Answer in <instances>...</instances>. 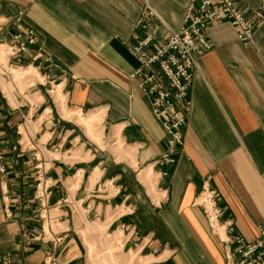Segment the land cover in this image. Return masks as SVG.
I'll list each match as a JSON object with an SVG mask.
<instances>
[{"label": "crops", "instance_id": "0c3cea01", "mask_svg": "<svg viewBox=\"0 0 264 264\" xmlns=\"http://www.w3.org/2000/svg\"><path fill=\"white\" fill-rule=\"evenodd\" d=\"M188 1L0 0V15L21 11L35 31L50 60L33 68L61 83L64 103L51 94L49 102L43 84L29 91L14 85L11 100L0 85V180L8 189L5 198L0 189V263L10 253L16 264H42L53 252L64 264H89L79 227L91 219L118 228L152 264H225L222 242L193 204L205 179L225 206L220 220L256 237L264 217V21L248 44L228 21L207 28L212 48L197 59L183 144L165 175L155 161L164 128L129 78L138 61L123 40L140 10L156 14L164 40L179 29ZM234 1L251 17L262 0ZM12 32L8 25L0 37L10 41ZM25 54L18 59L26 62ZM17 69L14 79L27 76ZM100 137L119 139L120 149L102 147ZM39 160L51 182L46 210L35 197Z\"/></svg>", "mask_w": 264, "mask_h": 264}, {"label": "built area", "instance_id": "2783aa9c", "mask_svg": "<svg viewBox=\"0 0 264 264\" xmlns=\"http://www.w3.org/2000/svg\"><path fill=\"white\" fill-rule=\"evenodd\" d=\"M156 14L147 6L140 10L134 21V30L123 40L127 50L136 58L138 66L129 72V77L148 96L153 115L165 131V146L156 163L161 174L176 161V152L183 144V127L186 124L190 103L189 87L195 72L197 59L212 48L207 28L217 21H228L237 38L248 44L256 27L264 21V0L252 9V16L238 6L234 0H189L185 5L179 29L171 31L166 39H158ZM15 31L8 47L10 56L30 53L29 59L48 61L50 57L43 50L35 31L22 23V12L10 16ZM7 20L0 15V31ZM4 156L0 145V172L6 173ZM45 162L39 160L36 166L35 197L40 210L48 208L51 182L44 177ZM0 189L5 198L8 189L5 180H0ZM66 198H64V201ZM193 204L202 208L211 232L217 235L225 247V264H264V217L257 222V235L247 239L235 233L231 218L220 220L224 204L219 201L218 190L205 179ZM60 242L61 237L52 239ZM0 264H16L12 254L7 253ZM43 264H63L53 252H47Z\"/></svg>", "mask_w": 264, "mask_h": 264}, {"label": "rangeland", "instance_id": "374dc122", "mask_svg": "<svg viewBox=\"0 0 264 264\" xmlns=\"http://www.w3.org/2000/svg\"><path fill=\"white\" fill-rule=\"evenodd\" d=\"M2 17H4L7 20V23L3 26L0 33L4 31V29L8 25H12L10 16H2ZM12 27H13V32H12L13 34L15 31V26L12 25ZM11 41H12V35H11L10 41H7L0 37V45H1L0 47V85H1V88L4 90V92L6 93V95L8 97L12 96L11 92L13 90L14 85H16L17 88L21 91L25 88L28 89L29 91V90H33L37 88L38 86H40V84H43V90L41 91L42 92L45 91V88H46V90L49 92V93L48 92L46 93L48 95L49 102L51 101V98H52L50 97V94H51V96H53V98L57 100V103L59 100V103L61 104V107L63 108L64 103H62L63 96H62V90H61V87H62L61 83L59 84L58 82H47L45 79L42 78L41 74L40 75H38V73L36 74L35 70L33 69L31 70L29 69L30 73L27 72L28 70H26L25 67L30 66V65L34 67L36 66L35 64H40L43 61L42 60L33 61L29 59V56L27 57L26 62L20 61L18 57L24 56L25 53L11 57L10 56L11 52L8 47ZM25 57H26V54H25ZM13 67L19 68L17 70H13L14 74H20V75L27 74V76L14 79L12 76V72H11ZM6 85L8 86L7 88H6ZM36 95L39 96L40 94L35 93V97L33 99H36ZM9 100H11V97H9ZM53 109L55 113V107H53ZM83 113H86V112H83ZM73 119L70 122L74 123L73 125H75L76 131H82L80 126L76 124L73 121ZM78 119H79V123L86 124L85 120L81 118V115H78ZM94 126L96 127L94 128L95 130H97L98 132L101 131L100 130L101 126L99 124L95 123ZM100 133L102 134V132ZM99 144H101L102 147L106 146L109 148L108 145L110 144V141H109V144H107V142L101 143V137H100ZM110 145L113 147V150L118 151L120 149V140L117 139L116 143H113ZM100 222L101 221H98V220L93 221L91 219H88L87 221L83 222L81 226L79 227V232L82 236V239L85 245L86 258L89 264H152L150 261L151 257H146L144 255V252H136V250L138 249V245H134L133 243L127 244L124 242V237L122 235V232H120L118 228L117 229L115 228L107 229L105 227H102L100 224H103V222L102 223ZM119 232L121 234H119Z\"/></svg>", "mask_w": 264, "mask_h": 264}, {"label": "bare ground", "instance_id": "6f19581e", "mask_svg": "<svg viewBox=\"0 0 264 264\" xmlns=\"http://www.w3.org/2000/svg\"><path fill=\"white\" fill-rule=\"evenodd\" d=\"M4 45V44H3ZM0 47H1V45H0ZM2 52V51H1ZM26 70H28L27 72H29V69L31 70V69H33L34 70V68L33 67H28V68H25ZM30 73V72H29ZM60 84V83H59ZM56 88V87H55ZM57 90V89H56ZM63 103V102H62Z\"/></svg>", "mask_w": 264, "mask_h": 264}]
</instances>
